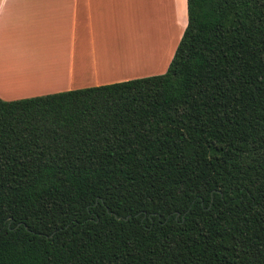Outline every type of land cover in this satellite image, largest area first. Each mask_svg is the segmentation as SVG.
<instances>
[{
	"label": "trees",
	"instance_id": "16d2710c",
	"mask_svg": "<svg viewBox=\"0 0 264 264\" xmlns=\"http://www.w3.org/2000/svg\"><path fill=\"white\" fill-rule=\"evenodd\" d=\"M0 264H264V0H187L163 73L0 98Z\"/></svg>",
	"mask_w": 264,
	"mask_h": 264
},
{
	"label": "crops",
	"instance_id": "0c3cea01",
	"mask_svg": "<svg viewBox=\"0 0 264 264\" xmlns=\"http://www.w3.org/2000/svg\"><path fill=\"white\" fill-rule=\"evenodd\" d=\"M161 21L175 43L167 61L150 67L165 71L187 25V0H0V98L155 75L148 64L168 43L156 38Z\"/></svg>",
	"mask_w": 264,
	"mask_h": 264
},
{
	"label": "rangeland",
	"instance_id": "374dc122",
	"mask_svg": "<svg viewBox=\"0 0 264 264\" xmlns=\"http://www.w3.org/2000/svg\"><path fill=\"white\" fill-rule=\"evenodd\" d=\"M166 25V24H165ZM158 26V25H157ZM163 34L165 35V37H163ZM156 38L157 39H160V38H163L164 39V42L166 43V42H168L166 45H167V47H166V49H165V55H157V56H155L154 58H153V60L151 61V63L149 62V64H148V67H150V65L153 63V61L156 59V63H159L160 62V60H161V62H162V58H164V62L165 61H167V59H168V57H169V55H170V50H171V47H172V45L175 43V41H174V39H175V34L173 33V36H172V38H171V35H170V32H169V30H168V27H166V30H164V22H160L159 23V27H158V33H157V35H156ZM155 38V39H156ZM171 40V41H170ZM145 43H147L146 41L144 42V44ZM137 45L138 46H140V45H142V43L141 42H139V43H131V44H128L127 46L128 47H137ZM134 48V49H135ZM133 55H134V57H133V60L134 61H137V60H139L140 59V55H139V53H137V54H135V53H132ZM161 64V63H160ZM160 64H157L156 66H155V68H154V66L153 67H150V68H148V70H154V72H157L156 74H159V73H162L163 71H162V66H160ZM141 69H143V68H141ZM143 70H145V68L143 69ZM136 72H144V71H140L139 69H136ZM136 72H133V73H128V74H135ZM130 76H132V75H130Z\"/></svg>",
	"mask_w": 264,
	"mask_h": 264
},
{
	"label": "bare ground",
	"instance_id": "6f19581e",
	"mask_svg": "<svg viewBox=\"0 0 264 264\" xmlns=\"http://www.w3.org/2000/svg\"><path fill=\"white\" fill-rule=\"evenodd\" d=\"M140 54V53H139Z\"/></svg>",
	"mask_w": 264,
	"mask_h": 264
}]
</instances>
